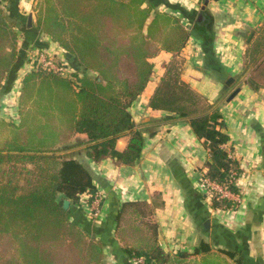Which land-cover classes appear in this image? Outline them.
<instances>
[{
  "label": "trees",
  "instance_id": "16d2710c",
  "mask_svg": "<svg viewBox=\"0 0 264 264\" xmlns=\"http://www.w3.org/2000/svg\"><path fill=\"white\" fill-rule=\"evenodd\" d=\"M173 9L164 0L36 1L37 27L74 64L70 76L40 65L27 70L16 121L0 117V264H103L102 241L85 232L74 213L80 197L87 195L90 203L96 188L89 170L65 150L79 133L93 162L109 159L120 166L140 159L145 136L129 107L144 91L153 72L150 59L160 51L173 57L164 63L148 107L185 118L207 149L202 176L239 195L234 180L241 168L227 144L223 115L181 78L180 51L190 32ZM17 42L0 3V87L16 59ZM263 53L264 25L246 49L244 70L253 63L257 69ZM248 84L257 86L250 76ZM207 195L216 210L235 203L219 191ZM152 196L118 206L114 232L123 253L144 264H246L240 252L204 240L191 251L166 252L154 219L164 201L159 192Z\"/></svg>",
  "mask_w": 264,
  "mask_h": 264
},
{
  "label": "crops",
  "instance_id": "0c3cea01",
  "mask_svg": "<svg viewBox=\"0 0 264 264\" xmlns=\"http://www.w3.org/2000/svg\"><path fill=\"white\" fill-rule=\"evenodd\" d=\"M188 27L190 35L180 51L181 78L209 102L218 105L228 134V146L241 172L234 180L239 200L224 210L210 206L200 187V170L208 159L202 140L185 118L151 110L148 100L173 54L160 51L150 61L153 72L144 91L131 103L133 121L144 132L140 159L133 165H115L105 159L93 162L85 154L86 136L75 134L65 150L91 173L100 192L99 217L88 216L87 196L74 206L85 232L104 245L103 264H144L121 251L115 235L114 215L125 200L151 201L159 192L164 206L156 209L159 243L166 252L191 251L201 240L213 248L241 253L246 264H264V53L255 69L245 68L244 57L257 30L264 25V0H164ZM18 33L17 56L0 87V117L17 119V94L24 73L36 65L34 53L44 50L72 68L67 53L37 27L34 0H0ZM31 14V27L27 16ZM257 83L248 84V77ZM233 81L227 85L226 80ZM239 91L229 100L228 95ZM165 118H168L165 120ZM127 137L118 140L123 148ZM234 200V199H233ZM80 207V208H79ZM78 208V209H77Z\"/></svg>",
  "mask_w": 264,
  "mask_h": 264
},
{
  "label": "built area",
  "instance_id": "2783aa9c",
  "mask_svg": "<svg viewBox=\"0 0 264 264\" xmlns=\"http://www.w3.org/2000/svg\"><path fill=\"white\" fill-rule=\"evenodd\" d=\"M34 53V60L36 65H40L43 69L47 70V71H52L55 73H58L62 76H70L72 69L69 66V64L67 62H65L62 59H57L53 56H51L50 54H48L47 52H45L44 50H37ZM200 187L202 189H204L208 194L213 192V191H219L221 192L223 195L228 196L232 199H234V201L238 202V198L239 196L235 195V194H230L227 191L222 190V188L216 184L213 181H210L209 179L205 178L202 176V174L200 173ZM89 207H88V216L90 218H98L99 217V213H100V204H101V197L100 194L95 193L92 197V199L90 200ZM139 262H143V260L141 258L137 259Z\"/></svg>",
  "mask_w": 264,
  "mask_h": 264
},
{
  "label": "water",
  "instance_id": "95a60500",
  "mask_svg": "<svg viewBox=\"0 0 264 264\" xmlns=\"http://www.w3.org/2000/svg\"><path fill=\"white\" fill-rule=\"evenodd\" d=\"M205 4L207 3V0L204 1ZM31 14H29L27 16V27H31ZM233 81V79L231 77H229L227 80H226V84L229 85L231 82ZM239 91V88H235L227 97V100L231 99L237 92ZM263 172H264V169H263ZM69 201L67 199H64L63 200V207H66L68 205Z\"/></svg>",
  "mask_w": 264,
  "mask_h": 264
},
{
  "label": "rangeland",
  "instance_id": "374dc122",
  "mask_svg": "<svg viewBox=\"0 0 264 264\" xmlns=\"http://www.w3.org/2000/svg\"><path fill=\"white\" fill-rule=\"evenodd\" d=\"M36 1H37V0H34V7H35V5H36ZM34 7H33V11H34V13H35ZM95 193L100 194L99 191H98V192H95ZM86 196H87V195H86ZM236 196H237V195H236ZM235 202H236V201H235Z\"/></svg>",
  "mask_w": 264,
  "mask_h": 264
}]
</instances>
